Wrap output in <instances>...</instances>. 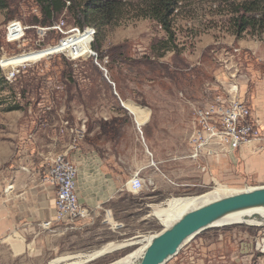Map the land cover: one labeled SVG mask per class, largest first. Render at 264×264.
<instances>
[{"label": "rangeland", "instance_id": "1", "mask_svg": "<svg viewBox=\"0 0 264 264\" xmlns=\"http://www.w3.org/2000/svg\"><path fill=\"white\" fill-rule=\"evenodd\" d=\"M227 9L214 0L186 4L174 17V40L168 44H164L165 31L155 21L127 17L103 28L96 50L93 44L97 30L93 27L90 48L96 56L71 60L66 53L47 54L32 60L15 79L7 81L8 87L0 91V264H50L57 258L91 253L111 242L141 241L163 228L153 211L165 208L169 199L196 196L213 188L233 193L259 185L243 176L235 155H224L230 159L223 171L219 164L211 166L223 156L198 161L189 157L194 110L230 83H238L235 70L230 72L211 51L213 41L224 42L235 35V14ZM39 17L33 0H7V7L0 9V57L45 50L64 38L66 29L76 26L66 12L51 26L36 24L34 19ZM13 20L27 27L25 36L19 42L7 43L5 26ZM57 24L61 30L51 28ZM261 34L248 30L239 37L259 40ZM206 40L211 41V47L201 54L200 47ZM114 93L148 111L146 122L137 125ZM51 101L65 106L66 118L79 115L84 121L80 143L97 151L108 174H116L111 169L117 161L122 182L138 170L145 182L140 190L125 193V200L118 205L121 236L113 235L103 225L89 226L62 235L56 240V249L46 250L41 256L29 251L16 254L4 240L6 232L13 229L12 204L7 200L14 195L16 137L38 133L48 138L54 134L51 123L37 125L35 121L41 110L52 111ZM45 104L48 109H43ZM9 105L18 108L6 110ZM115 115L124 121L108 123L111 130L104 132L101 117ZM263 241L264 225L213 226L185 243L165 264H264ZM139 246L141 242L84 264H110ZM72 260L66 258L62 263Z\"/></svg>", "mask_w": 264, "mask_h": 264}, {"label": "crops", "instance_id": "2", "mask_svg": "<svg viewBox=\"0 0 264 264\" xmlns=\"http://www.w3.org/2000/svg\"><path fill=\"white\" fill-rule=\"evenodd\" d=\"M260 37L258 40L250 37L237 38L231 35L227 41H213L211 51L214 52L216 58L219 57L223 62L228 63L227 68L230 72L235 70L239 96L249 105L252 119L257 121L261 128L263 136L261 142L241 147L235 156L239 159L237 163L243 176L262 185L264 184V32ZM209 42L211 41L206 40L202 44L199 53L202 54L206 47H211ZM114 94L118 97L120 106L133 115L137 124L135 115L125 104L133 105L134 102L127 98L122 99L117 93ZM50 103L53 105L52 111L41 110L35 121L37 125L51 123L54 134H50L48 138L39 136L38 133H30L27 136L17 134L16 137L15 165H13L14 195L12 200L6 199L12 204L13 229H9L4 237L5 242L13 247L16 254L29 251L33 256H41L46 250L55 248L58 238L72 231L66 230L61 223L55 224L51 229H42L36 224L54 215L55 187L44 181V175L51 159L56 154L66 152L68 158L77 166L76 191L79 201L86 206L100 205L101 207L91 226L103 225L113 235L121 236L120 230L123 228V223L116 216L120 213L118 205L125 200L123 197L125 193H133L125 188V182H122L117 174L120 169L117 161L111 169L113 173H116L115 176L108 174L97 151L88 147L85 142L80 143L83 139L76 143L73 142V135L69 128L85 125L80 116H67L66 118L63 104H56L54 101ZM44 107L48 109L46 104L43 109ZM141 109L146 112L144 108L141 107ZM123 121L124 119L118 115L109 118L102 116L100 119L102 123L119 124ZM229 159L230 156L220 157L217 161H213L211 166L219 164L223 171L224 164L228 163ZM89 160L93 162L88 163ZM7 191L5 188V193ZM108 207L112 213L114 212L112 223L103 212V209Z\"/></svg>", "mask_w": 264, "mask_h": 264}, {"label": "built area", "instance_id": "3", "mask_svg": "<svg viewBox=\"0 0 264 264\" xmlns=\"http://www.w3.org/2000/svg\"><path fill=\"white\" fill-rule=\"evenodd\" d=\"M66 3L69 2L66 1ZM26 28L18 20L9 21L5 26L4 40L7 43L19 42L24 38ZM51 28L61 30V25L57 24ZM82 30L78 26L69 27L64 32L62 31L66 36L52 46H59L69 36L87 30L91 32V36L94 35L93 27L87 26ZM57 52L66 53L71 60L83 56H96L90 45L87 55L82 54L80 50L76 52V49L69 53L61 50L52 53ZM17 56L2 55L0 57V69L6 81L15 79L34 60L12 63ZM227 64L224 61L223 66L227 68ZM69 131L73 135V142L76 143L83 139L85 125L70 127ZM262 139L261 128L251 117V108L239 96L238 83L232 82L220 92L215 93L204 106L194 110V128L189 137V157L193 161H198L204 157L218 158L229 154L235 155L241 147L259 143ZM151 163L154 164L152 161ZM77 174V166L68 158L66 152L58 153L51 159L44 175V181L55 187L54 215L37 222L39 227L51 229L55 224L61 223L66 230H83L94 224L101 207L100 205L86 206L79 201L76 191ZM144 182L138 170L125 182V188L135 192L144 186ZM103 212L109 218V222L112 221L111 210L103 209Z\"/></svg>", "mask_w": 264, "mask_h": 264}, {"label": "trees", "instance_id": "4", "mask_svg": "<svg viewBox=\"0 0 264 264\" xmlns=\"http://www.w3.org/2000/svg\"><path fill=\"white\" fill-rule=\"evenodd\" d=\"M38 6L40 17L35 23L40 26H51L58 15L66 12L73 19V24L81 30L87 26L96 28L97 37L93 47L98 49L99 34L106 25L117 24L123 18H149L155 21L166 33L168 44L174 40L172 23L178 11L186 4L203 0H33ZM66 1L69 3L67 4ZM225 4L232 18L233 33L239 37L251 30L260 34L264 31V0H214ZM7 7V0H0V9ZM0 70V91L8 87ZM0 101V106H1ZM18 108L9 105L6 110ZM113 127V126H112ZM103 130L111 125L103 123ZM112 260V259H111Z\"/></svg>", "mask_w": 264, "mask_h": 264}, {"label": "bare ground", "instance_id": "5", "mask_svg": "<svg viewBox=\"0 0 264 264\" xmlns=\"http://www.w3.org/2000/svg\"><path fill=\"white\" fill-rule=\"evenodd\" d=\"M92 40L91 32L88 30L85 32H80L79 34H75L69 36L65 39L64 43L59 46H51L45 50L39 52H29L26 54L18 55L14 58L12 63H19L22 61H28L32 59L41 58L47 54H51L53 51H64V52H71L72 50L76 49V52L79 50L82 54L87 55L89 51V45ZM68 50V51H67ZM128 106L129 110L135 115L137 119V125H143L145 119L148 116V111L143 112L141 107L138 105H132L130 103H125ZM139 128V127H138ZM250 188V187H249ZM237 191H234L235 193ZM228 190H221L219 188H213L203 194L196 195V196H184V197H177L168 200L167 206L165 208H158L153 211V215L155 218L159 220V222L166 226L177 220L181 214L193 207H197L201 204L207 203L211 200L220 198L226 194H229ZM231 194V193H230ZM248 224V225H264V208H256L251 210H246L243 212H238L234 214L227 215L226 217L218 220L215 222L212 227L214 226H224V225H231V224ZM150 235L144 236L143 239L134 240L131 242H124V243H108L104 245L98 250L92 251L91 253L87 254H78L75 256L66 257L67 259H73L68 263H62V261L66 260V258H57L53 260L50 264H84L89 260H93L104 253L111 252L116 249L124 248L130 245L139 244L141 242V246L137 249L119 259L115 262L110 264H132V261L135 257L138 256L142 248L145 246L147 241L149 240ZM262 243V242H261ZM264 248V241L261 244Z\"/></svg>", "mask_w": 264, "mask_h": 264}, {"label": "water", "instance_id": "6", "mask_svg": "<svg viewBox=\"0 0 264 264\" xmlns=\"http://www.w3.org/2000/svg\"><path fill=\"white\" fill-rule=\"evenodd\" d=\"M256 208H264V184L226 194L187 209L177 220L150 234L149 240L132 264H165L185 243L212 227L218 220ZM90 261L92 259L88 262Z\"/></svg>", "mask_w": 264, "mask_h": 264}]
</instances>
